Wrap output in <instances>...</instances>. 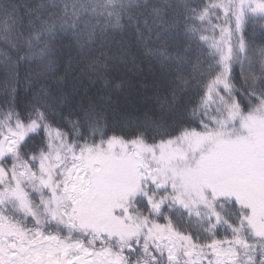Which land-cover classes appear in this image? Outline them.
Returning <instances> with one entry per match:
<instances>
[{
    "label": "snow or ice",
    "instance_id": "snow-or-ice-1",
    "mask_svg": "<svg viewBox=\"0 0 264 264\" xmlns=\"http://www.w3.org/2000/svg\"><path fill=\"white\" fill-rule=\"evenodd\" d=\"M0 45V264H264V0H0Z\"/></svg>",
    "mask_w": 264,
    "mask_h": 264
},
{
    "label": "trees",
    "instance_id": "trees-1",
    "mask_svg": "<svg viewBox=\"0 0 264 264\" xmlns=\"http://www.w3.org/2000/svg\"><path fill=\"white\" fill-rule=\"evenodd\" d=\"M0 48H3V45H0ZM133 54L136 55L135 51H133ZM136 62L139 68L133 67L131 63L127 65L118 64L113 72L115 77L130 81L132 85L124 93L113 96L117 111L130 114L138 113L151 104L158 88L162 90L163 85L157 79L155 67L153 66V69L150 70V62L138 55ZM27 68L28 65H23L20 70L21 83L19 85V94L21 99H23L28 87L24 81ZM85 86H87L86 81ZM3 102L4 95L0 91V105H3Z\"/></svg>",
    "mask_w": 264,
    "mask_h": 264
}]
</instances>
